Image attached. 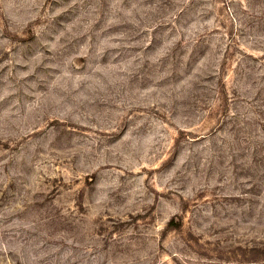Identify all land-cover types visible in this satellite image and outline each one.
Instances as JSON below:
<instances>
[{
  "label": "rangeland",
  "instance_id": "rangeland-1",
  "mask_svg": "<svg viewBox=\"0 0 264 264\" xmlns=\"http://www.w3.org/2000/svg\"><path fill=\"white\" fill-rule=\"evenodd\" d=\"M0 264H264V0H0Z\"/></svg>",
  "mask_w": 264,
  "mask_h": 264
}]
</instances>
